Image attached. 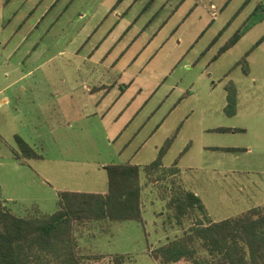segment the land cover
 Returning <instances> with one entry per match:
<instances>
[{
  "label": "rangeland",
  "instance_id": "374dc122",
  "mask_svg": "<svg viewBox=\"0 0 264 264\" xmlns=\"http://www.w3.org/2000/svg\"><path fill=\"white\" fill-rule=\"evenodd\" d=\"M225 1L0 0L6 207L19 217L52 215L63 192L104 194L108 166H150L171 140L163 167L143 187V223L87 222L76 229L79 255L99 258L87 262L117 264L122 257L124 264H162L153 252L193 226L186 221L182 229L173 219L169 203L179 191L199 197L205 225L262 205L264 150L257 147L264 142L255 138V117L264 114V82L247 79L249 64L238 63L263 38L264 21H249L245 32L241 24L228 26L208 51L245 0L221 11ZM237 33L242 41L220 56ZM262 56L264 44L254 53L255 73ZM229 87L236 100L240 88L235 117L225 112ZM240 128L248 131L211 132Z\"/></svg>",
  "mask_w": 264,
  "mask_h": 264
},
{
  "label": "trees",
  "instance_id": "16d2710c",
  "mask_svg": "<svg viewBox=\"0 0 264 264\" xmlns=\"http://www.w3.org/2000/svg\"><path fill=\"white\" fill-rule=\"evenodd\" d=\"M121 1V0H119ZM241 36L237 33L221 49L220 54L231 49ZM264 42V36L245 55L238 65L247 66L251 52ZM245 68L247 74L248 69ZM229 117L236 115V91L229 87ZM216 133H243L239 129H216ZM21 146L29 147L20 138ZM171 141L161 150L160 157L143 168L148 175L162 166ZM225 152L238 149L224 148ZM32 152V150H27ZM34 154L32 153L31 156ZM108 191L104 194L63 192L59 210L52 215L38 213L19 217L0 200V264H93L94 257H81L76 240V229L87 222L143 223L142 169L136 165H110ZM174 174L177 170L173 169ZM173 219L183 229L184 222L193 221L179 239L153 252V258L162 264H264V207L252 208L245 213L219 222L202 223L199 214L207 217L204 204L192 192L179 191L169 203ZM124 264V259H116Z\"/></svg>",
  "mask_w": 264,
  "mask_h": 264
},
{
  "label": "crops",
  "instance_id": "0c3cea01",
  "mask_svg": "<svg viewBox=\"0 0 264 264\" xmlns=\"http://www.w3.org/2000/svg\"><path fill=\"white\" fill-rule=\"evenodd\" d=\"M121 1H124V0H121ZM128 1V0H127ZM172 1H174V0H172ZM234 0H229V1H225L224 3H222V4H224V6L223 7H221L222 8V10L221 11H225V9H227L229 6H230V4L233 2ZM58 2V1H57ZM152 2L154 3L153 5H156L157 3H158V0H152ZM170 1H168L167 3H169ZM164 5L166 4V2H164L163 3ZM53 7V6H52ZM215 8V10H216V7L214 6V5H212V10ZM260 12H262V14L261 15H258ZM45 18V17H44ZM216 20L214 19L213 20V22H215ZM249 21H256V22H258V21H264V0H245L244 2H243V4H242V6H241V8L238 10V12L236 13V15L234 16V18L232 19V20H230L227 24H226V27L225 28H223L222 30H220L219 31V36H217L216 37V39L213 41V43H212V45L208 48V51H212L213 50V48H214V46H216V45H214L213 46V44H215L216 42V44H218V42H219V38H221V36L224 34V32L226 31V29H227V27L228 26H233V25H235V26H239L240 24H241V26L244 28V29H242L243 31L244 30H246V27H248L249 25H250V23L251 22H249ZM256 24H254V26H255ZM204 32H207V29H206V31H204ZM239 32H241V31H239ZM245 32V31H244ZM244 32H242V34H244ZM247 32V31H246ZM242 36H241V38H240V40L231 48V49H229V50H227L226 52H224V53H222L220 56H224L225 54H227V53H230V51H233L236 47H237V45L242 41ZM219 39V40H218ZM259 41V40H258ZM258 41H256L252 46L254 47L255 46V44L258 42ZM227 42V41H226ZM264 44V42L258 47V48H260L262 45ZM226 45V44H225ZM224 46H222V47H220V50L218 51V52H220L221 51V49L223 48ZM193 48V47H192ZM257 48V49H258ZM257 49H254L252 52H251V54L249 55V59H248V64H249V70H248V73H247V75H246V73H245V75L247 76L246 78L247 79H252V81L254 82V84H257L258 82H264V77H263V74H264V56H262L261 57V59H263V60H261L260 61V65H259V69L257 70V71H259L258 73H255L254 72V65L256 64V61L254 60V53L256 52V50ZM193 50V49H192ZM249 52V51H248ZM247 52V53H248ZM218 54H220V53H218ZM217 54V56H219ZM263 55V54H262ZM238 90V97H237V102L240 100V88H238L237 89ZM8 103V100L7 99H5V104H7ZM179 105H177L176 106V108L178 107ZM236 115H237V113H236ZM235 115V116H236ZM235 116H233V117H235ZM256 119L258 118V120H259V122H257L256 123V125H257V127L259 128V129H256L255 130V138H256V140H260V139H262V136H263V142H264V133H262L261 132V130H263L264 131V126L263 127H260L259 126V124H260V122L261 121H263L264 120V114H261V115H259V117H255ZM240 129H242V128H240ZM215 130V129H214ZM242 130H244V133H246L247 131H248V128H245V129H242ZM206 130H204V132H205ZM213 130H211V132H212ZM203 132V133H204ZM224 134V133H223ZM213 147H215V146H213ZM213 147H210L211 149H216V148H218V147H215V148H213ZM204 148H208V147H206V146H204ZM220 148V147H219ZM240 149H243L244 151L246 150V151H251V149H246V148H240ZM239 150V149H238ZM257 150H261V151H263L264 150V143H263V145H261L260 147H257ZM168 152V151H167ZM177 165H178V163H175V166H174V168L173 169H175V170H178V168H177ZM140 167V166H139ZM161 167H163V163H162V166ZM161 167H160V169H161ZM141 168V167H140ZM142 169V172H141V186H142V198H143V187H145L146 186V182H147V178L149 177L144 171H143V168H141ZM170 170H172V169H170ZM142 202H143V200H142ZM262 206H264V203H262V205H258V206H256V207H262ZM142 207H143V205H142ZM256 207H253V208H256ZM143 209V208H142ZM239 216V215H238Z\"/></svg>",
  "mask_w": 264,
  "mask_h": 264
}]
</instances>
